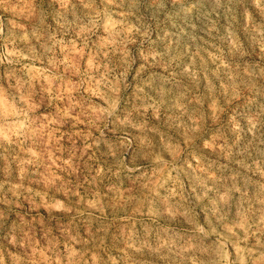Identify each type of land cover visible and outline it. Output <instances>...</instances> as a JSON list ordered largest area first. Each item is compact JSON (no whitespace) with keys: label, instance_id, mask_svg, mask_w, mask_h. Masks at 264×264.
<instances>
[{"label":"clouds","instance_id":"clouds-1","mask_svg":"<svg viewBox=\"0 0 264 264\" xmlns=\"http://www.w3.org/2000/svg\"><path fill=\"white\" fill-rule=\"evenodd\" d=\"M0 264H264V0H0Z\"/></svg>","mask_w":264,"mask_h":264}]
</instances>
